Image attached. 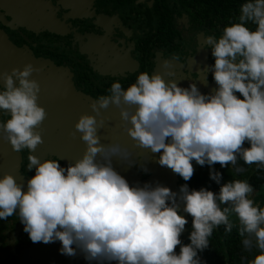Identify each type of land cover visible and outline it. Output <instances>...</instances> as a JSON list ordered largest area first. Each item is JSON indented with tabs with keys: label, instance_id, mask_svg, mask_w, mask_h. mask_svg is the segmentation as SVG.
<instances>
[{
	"label": "clouds",
	"instance_id": "clouds-1",
	"mask_svg": "<svg viewBox=\"0 0 264 264\" xmlns=\"http://www.w3.org/2000/svg\"><path fill=\"white\" fill-rule=\"evenodd\" d=\"M204 40L215 60L213 94H202L196 83L185 88L173 79L166 82L160 73H139L127 88L112 83L107 95L93 100L95 116L81 115L74 125L72 136L79 133L86 149L67 167L59 158L41 162L31 154L43 143L38 129L48 115L38 103L40 85L32 78L39 69L27 64L0 73V114L9 117L0 122V140L15 153L27 149L28 171L34 169L26 191L13 175L0 178V219L18 210L33 243L59 241L62 255L74 257L79 249L89 262L117 264H201L198 254L223 225L226 234L237 228L245 251L258 250L247 264H264V206L250 198L254 188L247 180L224 183L218 194L181 186L179 200L192 217L190 243L182 244L188 221L179 214L177 193L159 183L131 186L112 164L117 157L132 166L128 148L102 144L98 135L105 121L97 117L114 105L130 125L124 131L134 145L159 154L158 164L185 182L194 175L193 161L207 164L217 184L222 178L213 167L217 163L221 168L231 164L236 173L244 171L236 167L238 158L264 168V0H245L235 22Z\"/></svg>",
	"mask_w": 264,
	"mask_h": 264
},
{
	"label": "flooded vegetation",
	"instance_id": "flooded-vegetation-1",
	"mask_svg": "<svg viewBox=\"0 0 264 264\" xmlns=\"http://www.w3.org/2000/svg\"><path fill=\"white\" fill-rule=\"evenodd\" d=\"M186 6L183 0H0V53L5 56H0V73L23 70L27 64L39 69L32 78L40 85L38 103L48 115L38 129L43 143L31 154L41 162L59 158L63 167L82 158L86 145L79 133L72 136L80 116H95L93 100L107 95L114 82L127 88L142 72L160 73L166 82L173 79L185 88L196 83L202 94H213L217 87L212 78L215 60L204 38L219 36L223 29L193 19ZM7 44L22 50L23 57L9 56ZM164 62L172 67L164 69ZM166 71L175 75L169 77ZM8 118L0 114V122ZM97 119L105 121L98 131L102 144L119 143L128 148L133 165L117 157L112 158V164L131 186L152 182L153 187L157 183L168 188L176 185L179 214L188 221L180 239L189 244L192 217L183 211L179 200L180 187L186 182L158 164L159 154L134 145L124 131L130 125L121 120L120 109L110 105ZM29 154L27 149L15 153L10 144L0 140V178L11 174L26 191V182L34 175V169L29 172L27 168ZM252 186L250 198L261 205L264 188L257 182ZM231 219L235 221L234 216ZM23 228L18 210L6 220L0 219V264H114L89 262L79 249L74 257L62 255L59 241L33 243ZM176 252L179 254V246ZM257 254L255 247L245 251L237 228L226 234L222 225L213 230L208 248L198 255L201 264H247Z\"/></svg>",
	"mask_w": 264,
	"mask_h": 264
},
{
	"label": "trees",
	"instance_id": "trees-1",
	"mask_svg": "<svg viewBox=\"0 0 264 264\" xmlns=\"http://www.w3.org/2000/svg\"><path fill=\"white\" fill-rule=\"evenodd\" d=\"M187 4L186 9L190 16L207 21L209 24L215 23L222 30L230 21L235 22L240 14V6L245 0H183ZM254 30L255 26L249 24ZM245 147L248 145L245 144ZM194 165V175L190 181L186 182L191 190H207L219 193L220 186L224 183L236 180L238 177L254 180L261 188H264V168H260L253 164L245 165L242 159L238 158L237 166L244 169L240 173H236L234 167L229 164L227 168H221L217 163L213 167L215 171L221 173L220 184L210 178V168L206 164L204 166ZM261 206H264V199L261 201ZM223 207V206H222Z\"/></svg>",
	"mask_w": 264,
	"mask_h": 264
},
{
	"label": "water",
	"instance_id": "water-1",
	"mask_svg": "<svg viewBox=\"0 0 264 264\" xmlns=\"http://www.w3.org/2000/svg\"><path fill=\"white\" fill-rule=\"evenodd\" d=\"M0 35H1V33H0ZM7 43V42H6ZM7 46H8V48L10 49V52H8V54H9V56H11V57H16V58H22L23 57V55H22V50H19V49H17L16 47H14L13 45H8L7 44ZM0 56L2 57V58H5V56L3 55V54H1L0 53ZM0 61H2L3 62V59H1L0 58ZM54 69V68H53ZM53 82H59V80H57V79H53L52 80ZM113 263L114 264H117L116 262H114L113 261Z\"/></svg>",
	"mask_w": 264,
	"mask_h": 264
},
{
	"label": "rangeland",
	"instance_id": "rangeland-1",
	"mask_svg": "<svg viewBox=\"0 0 264 264\" xmlns=\"http://www.w3.org/2000/svg\"><path fill=\"white\" fill-rule=\"evenodd\" d=\"M153 183H154V182L149 183V184H151V185L153 186ZM146 184H147V183H146ZM251 184H252V185H255L256 182H255V181H252ZM142 186H144V185H142ZM169 188L171 189L172 192H176V185H175L174 183H172L171 185H169Z\"/></svg>",
	"mask_w": 264,
	"mask_h": 264
}]
</instances>
